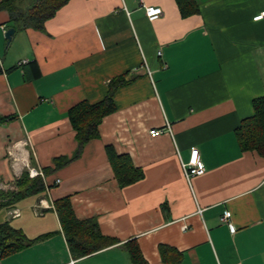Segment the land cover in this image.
<instances>
[{
    "label": "crops",
    "instance_id": "obj_1",
    "mask_svg": "<svg viewBox=\"0 0 264 264\" xmlns=\"http://www.w3.org/2000/svg\"><path fill=\"white\" fill-rule=\"evenodd\" d=\"M195 1L199 11L182 16L175 0H69L7 46L13 26L0 10V117H12L0 123V192L27 164L42 171L73 155L70 107L103 99L116 76L133 79L114 91L100 136L43 177L45 193L0 209V224L40 238L0 264H129L128 240L149 264H264V157L242 151L234 133L264 95V16L254 19L264 0ZM145 5L162 14L149 20ZM106 145L143 178L120 187ZM191 148L205 172L188 180L181 161ZM66 196L77 218L117 242L73 256L54 209ZM161 245L173 249L166 258Z\"/></svg>",
    "mask_w": 264,
    "mask_h": 264
},
{
    "label": "trees",
    "instance_id": "obj_2",
    "mask_svg": "<svg viewBox=\"0 0 264 264\" xmlns=\"http://www.w3.org/2000/svg\"><path fill=\"white\" fill-rule=\"evenodd\" d=\"M22 0H0V10L4 9L9 14V24L15 30L33 28L44 29L47 19L54 16L56 11L69 0H30L26 6H21ZM182 16H188L199 11L195 0H175ZM126 79L125 74L114 77L108 84V90L103 99L90 103L81 100L69 108L67 117L75 131L77 142L76 149L71 157L58 156L53 160V167H44L43 176L58 170L70 161L77 159L87 142L98 138L99 124L103 118L114 112L116 106L113 102L114 91L132 81ZM252 114L243 118L235 129V138L242 151H255L264 157V95L252 100ZM12 119L11 116L0 117V123ZM108 161L120 187H124L143 178V171L136 167L130 156L118 154L111 145L105 146ZM15 188L0 192V209L29 197H39L46 189V184L41 175L30 177L25 171L15 180ZM4 199V200H2ZM54 209L57 213L61 229L66 238L71 254L76 258L89 255L103 247L112 245L117 239L103 235L97 225L91 219H79L76 217L68 196L54 201ZM20 229L13 228L8 222L0 224V259L17 252L33 241ZM125 249L129 264H149L143 257L135 240H128L122 245ZM164 258L173 249L164 245L160 246ZM179 255L170 254L167 260H178Z\"/></svg>",
    "mask_w": 264,
    "mask_h": 264
},
{
    "label": "built area",
    "instance_id": "obj_3",
    "mask_svg": "<svg viewBox=\"0 0 264 264\" xmlns=\"http://www.w3.org/2000/svg\"><path fill=\"white\" fill-rule=\"evenodd\" d=\"M144 11H145V16L149 20H154L162 14L161 8L159 6H154V5H145ZM263 16H264V12H261L260 14L256 15L254 19L258 20L262 18ZM167 127L169 128V125H167ZM162 132H163L162 129L152 128L150 129L149 134L150 136L155 137V136L160 135ZM181 168H182L184 175L186 176L188 180L191 176L201 175L205 172V166L202 160L200 159L198 149L191 148L188 160L181 161ZM29 175L30 177L37 176V175H41L42 177H44L42 171L36 170L35 167L29 168ZM18 214H19V211L17 209L16 210L14 209L12 211L13 216H16ZM230 215H231L230 211L226 210L221 216V221L227 224L229 228L233 230L232 224L229 222ZM183 228H186V225H184Z\"/></svg>",
    "mask_w": 264,
    "mask_h": 264
},
{
    "label": "rangeland",
    "instance_id": "obj_4",
    "mask_svg": "<svg viewBox=\"0 0 264 264\" xmlns=\"http://www.w3.org/2000/svg\"><path fill=\"white\" fill-rule=\"evenodd\" d=\"M29 2H30V0H22V1H21V6L24 7V6L28 5ZM8 23H9V22H8ZM148 71H149V70H148V67L146 66V67H145V72H146V74L148 73ZM149 73H150V72H149ZM149 73H148V74H149ZM0 75H1V74H0ZM31 167H34V166H31V165H28V164L26 165V172H27L28 174H29V168H31ZM36 170H39V169L36 168ZM29 176H30V175H29ZM33 177H34V176H33ZM6 185H7V186H5V187H6L8 190H10V191L13 190V189L15 188V186H13V188L10 189V185H8V184H6ZM44 193H45V192H44ZM43 200L45 201V198H44ZM51 205H52V204H51ZM15 210H16V209H15Z\"/></svg>",
    "mask_w": 264,
    "mask_h": 264
},
{
    "label": "water",
    "instance_id": "obj_5",
    "mask_svg": "<svg viewBox=\"0 0 264 264\" xmlns=\"http://www.w3.org/2000/svg\"><path fill=\"white\" fill-rule=\"evenodd\" d=\"M14 32H15V28L14 27H8L4 31V37L6 39V46L10 43Z\"/></svg>",
    "mask_w": 264,
    "mask_h": 264
}]
</instances>
